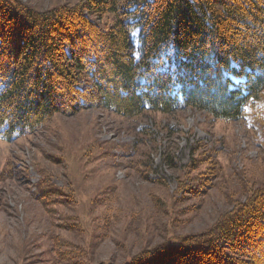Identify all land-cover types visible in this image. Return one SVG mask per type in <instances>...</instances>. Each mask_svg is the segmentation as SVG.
Listing matches in <instances>:
<instances>
[{"label":"trees","instance_id":"obj_1","mask_svg":"<svg viewBox=\"0 0 264 264\" xmlns=\"http://www.w3.org/2000/svg\"><path fill=\"white\" fill-rule=\"evenodd\" d=\"M104 16L111 25L99 24ZM82 79L91 86L79 88ZM263 97L264 0H85L46 11L0 0L6 141L55 113L96 106L128 118L189 107L228 121L249 106L259 110L264 141ZM208 181L188 183L199 191ZM126 264H264V183L205 230L170 236Z\"/></svg>","mask_w":264,"mask_h":264},{"label":"rangeland","instance_id":"obj_2","mask_svg":"<svg viewBox=\"0 0 264 264\" xmlns=\"http://www.w3.org/2000/svg\"><path fill=\"white\" fill-rule=\"evenodd\" d=\"M20 1L46 11L85 0ZM258 113L246 106L228 121L186 107L128 118L96 106L0 138V264H126L170 236L205 230L264 183ZM203 175L206 189L188 183Z\"/></svg>","mask_w":264,"mask_h":264}]
</instances>
